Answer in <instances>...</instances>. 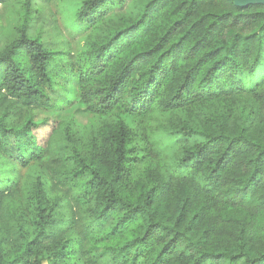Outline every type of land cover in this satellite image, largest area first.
Wrapping results in <instances>:
<instances>
[{"label":"trees","instance_id":"obj_1","mask_svg":"<svg viewBox=\"0 0 264 264\" xmlns=\"http://www.w3.org/2000/svg\"><path fill=\"white\" fill-rule=\"evenodd\" d=\"M53 2L0 0V264H264V4Z\"/></svg>","mask_w":264,"mask_h":264},{"label":"rangeland","instance_id":"obj_2","mask_svg":"<svg viewBox=\"0 0 264 264\" xmlns=\"http://www.w3.org/2000/svg\"><path fill=\"white\" fill-rule=\"evenodd\" d=\"M78 1V0H54L53 4L50 7L49 11V17L50 14H54L57 17V21L62 26L63 34L67 35L69 38H71L75 43L78 42V33L72 32L70 28H66L64 25V20H66L67 17L71 16L73 11L71 10V2ZM15 6H13L12 3H8L7 5L0 3V20L1 23L5 26L0 29L3 33H14V24L15 19L19 17L16 12H14ZM7 26V27H6ZM3 36H6L5 34ZM81 37V34L79 35ZM84 116V114H82ZM40 133H42L44 136L47 133L46 129L41 128L39 130Z\"/></svg>","mask_w":264,"mask_h":264},{"label":"water","instance_id":"obj_3","mask_svg":"<svg viewBox=\"0 0 264 264\" xmlns=\"http://www.w3.org/2000/svg\"><path fill=\"white\" fill-rule=\"evenodd\" d=\"M238 6H247L250 4H264V0H233Z\"/></svg>","mask_w":264,"mask_h":264}]
</instances>
